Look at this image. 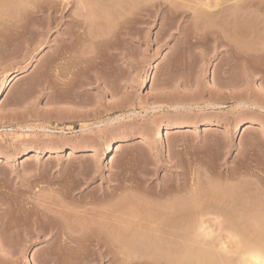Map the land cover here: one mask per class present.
Instances as JSON below:
<instances>
[{"label": "rangeland", "instance_id": "374dc122", "mask_svg": "<svg viewBox=\"0 0 264 264\" xmlns=\"http://www.w3.org/2000/svg\"><path fill=\"white\" fill-rule=\"evenodd\" d=\"M218 1V17L222 10L225 13L219 18L213 16L216 23L212 15L199 10L205 9L203 3L212 7ZM234 1L157 0L161 7H149L150 0H133L136 10L123 24L116 21L121 16L118 11H107L114 18L107 13L109 20L106 14L91 11L93 27L88 31L83 26L86 30L79 31L88 35L87 40L83 36L82 43L70 51L64 45L69 42L63 34L73 26L66 16L79 14V10L71 8L62 22L59 12L57 18L53 11L48 12L56 18L48 30V15L28 13L36 5L44 6L46 0H33L35 7L30 3L23 12H16L17 0H0L1 11L16 12L10 22L0 19V264H159L155 257L154 261L145 256L141 247L140 252L130 248L134 218L125 216L119 223H102L100 217H94L83 223L77 211L73 216L60 206L69 204L75 210L82 207L95 211L115 206L116 202L155 206L165 201L154 194L155 190L173 185L186 175L188 179L191 174V179L199 178L203 189H209L210 184L211 188H222L245 181L251 198L258 199L260 202H255L259 205L262 202L264 209V111L251 105L236 106L247 99L264 104V48L258 44L264 38L255 35L251 43L240 46L241 51L263 49L262 54L247 60L253 71L241 72L244 54L236 51L241 59L237 53L233 58L231 46L217 43L206 33L219 30L232 40L235 36L230 35V27L264 28V0L260 2L263 7L257 4L255 13L241 22L236 15L234 20L233 15L226 18ZM144 9L152 14L147 15ZM91 28L98 35L110 32L109 41L93 42L97 40L91 39ZM97 64L104 70L102 74V70L95 69ZM77 69L84 73L80 72V77L70 75ZM49 82L51 91L46 85ZM225 82L229 86H224ZM220 88L232 94L227 95L232 99L225 101L221 109L206 107L213 101L210 94ZM173 99L178 103L194 102L196 106L172 112L168 106L177 103ZM115 106L126 108H121L123 119L116 118L119 110H110ZM87 112L89 116L84 114ZM181 114L185 118L181 119ZM238 123L245 124L241 130H236ZM81 124L86 126L84 131ZM19 125L32 129L20 130ZM68 125L74 130H60ZM167 129L172 133L166 134ZM82 135L94 138V142L83 144L79 139ZM72 146L84 149L69 155ZM228 173L232 177L223 179ZM117 186L122 189L100 201L102 194L111 193ZM134 211L133 216L140 215ZM52 215L61 222L52 221ZM80 224L86 225L84 229L91 228L88 234L76 241L70 239L69 232ZM54 227L61 228L63 234L55 236L47 231Z\"/></svg>", "mask_w": 264, "mask_h": 264}, {"label": "bare ground", "instance_id": "6f19581e", "mask_svg": "<svg viewBox=\"0 0 264 264\" xmlns=\"http://www.w3.org/2000/svg\"><path fill=\"white\" fill-rule=\"evenodd\" d=\"M2 1H4V0H2ZM32 1L33 0H17L16 3H17L18 8H17L16 12H18V11L23 12L25 10L27 11V8H28L27 5H29L30 3H33ZM37 1H39V0H37ZM257 1H259V2H257ZM261 1L262 0H235L234 1L235 3L232 5L231 9L230 10L228 9L229 12L230 11L231 12L233 11V12H232V14L230 12V13H228L229 15H227V12H228V10H227L226 18H228V16L232 17V15H233L232 18L234 20V17L236 15V17L238 16V18L240 19V22H241V20L245 21L248 17L250 18L252 13H255V9L257 8L256 7L257 4L259 5L258 6L259 8H261L262 5L264 6V4H262L260 6V2ZM131 2H132L131 3L132 5L129 4L130 1H128V0H46V3L44 4V6H41V5L37 6L36 5V7H35V5L33 3L32 5L35 8L31 9L32 11L30 10V12H28V13H31V14H33V13L37 14L38 13V14H42V15H45V14L48 15V17H47L48 18V20H47V29L49 30L50 26L52 25L51 23H53V19H55V21H56L57 17L55 15L58 12L60 14L58 19L60 20V22H62L63 19L66 20V18L64 16V13L67 14L71 10V8L74 7L75 9L79 10L80 11L79 14L78 13L76 14V12H72L71 14H67V16H66L67 19H70L69 22H71L73 28H69L68 27L67 28L68 31H66L67 33L63 34L64 36L65 35L67 36V41L69 42V43H67L65 41L67 44H64V43L63 44L65 45L66 48L69 47L70 51H71V48H74L77 44H81L82 43L81 41L86 37L85 35H87L86 33L83 35V32L82 33L79 32L81 29H84L83 26H85V28L88 29V27H91L95 23V20H93L94 18H92L93 16H91V11H92V13H94L96 15H97V12H98L101 16L105 15V14L107 15L108 12H111V11H109L110 9H112V13L114 11L115 12L118 11L117 14L120 13L121 16L119 18H117L116 21L123 24V21L128 20L127 16L129 14L133 13L134 10H136L137 6L135 5L136 7L134 8V4H133L135 1L133 2V0H131ZM151 2H152V4H151ZM13 3L15 4V2H13ZM157 3H158L157 0L156 1L155 0H150V4L149 3H147V4L150 5L149 7H155V6L157 7L158 5L159 6L161 5L160 3L159 4H157ZM162 4H164V3H162ZM203 4H202V6L205 9H202V11L199 10L202 14L205 13L206 15L210 14L209 16L212 15V17L214 15L216 17H218L217 9H219L218 8L219 5H220L219 1H218V3H215L216 4L215 6H212V7L209 6L210 4H208V3L204 4V5ZM97 7H98V9H97L98 11L96 9L95 10L93 9V8H97ZM233 7H234V10H232ZM30 8H32V7H30ZM126 10L128 11V13L126 12ZM52 11H53L54 16L56 18L54 16H52V14L51 15H50V13L48 14V12L52 13ZM145 11L147 12V15L152 14V13H150L151 12L150 10H145ZM12 12L13 11L4 13L3 11L0 10V19L1 20H5L6 19L7 20L6 22H8L9 20H11V18L15 17L14 14L16 12H13V13ZM124 12H125V14H124ZM198 12L195 13V14H198ZM201 13H200V15H201ZM220 13H219V17H220V15H222L225 12H223V10H222V14H220ZM263 13H264V10H263ZM108 14H109V17L112 18L111 17L112 15L110 16V13H108ZM193 14H194V11H193ZM261 16H263V15H261ZM105 17L107 18L108 15L105 16ZM116 17L117 16H115V18ZM106 18H104V19H106ZM215 18L213 17V20H215ZM96 19H98V16H97ZM107 19L109 20V18H107ZM112 19H114V18H112ZM203 19L204 18H201L200 20L203 21ZM208 19L210 21V19H212V18L208 17ZM235 21H236V19H235ZM196 22H198V21H196ZM207 22H208V20H207ZM215 22H216V20H215ZM225 22H226V20H225ZM99 24H100V22H99ZM233 24H232V26H233ZM244 25H245V23H244ZM194 26L195 25H193V28H194ZM238 26L239 25L236 26L237 28L236 27L233 28V27L229 26L230 27V29H229L230 35L233 34L235 36V38L233 37L234 39H232V40L231 39H227L226 34L224 36L223 32L222 31L219 32V30H218V32H216V30H211V31H209V30L207 31L206 30V33L209 32L208 33L209 37L211 36V38H213L212 40H215L216 42L218 41L217 43H219L221 45H225V47H226V45L227 46H231V48L229 47L231 52L230 51L229 52L232 54V57L235 58L234 56L237 53L236 51L240 52L241 49L243 48V47L240 48V46L241 45H247V44L251 43L252 41L250 39L253 36H255V35L257 36L258 35V36H261L262 39L264 38V28H262V27H260V29H256L254 27L248 28V26H246L244 28L241 25H240V27H238ZM195 27H197V26H195ZM123 28H121V29H123ZM217 29H219V28H217ZM84 30H86V29H84ZM89 30H90V28L88 29V31ZM197 30H198V28H197ZM197 30H196V28L194 29L195 32ZM201 30H203V29H201ZM226 30L224 32H226ZM112 31H114V30H112ZM124 31H126V27H125ZM124 31L122 32L123 34H124ZM129 31L130 30L127 31L128 34H129ZM25 32L22 31L21 34L22 33L24 34ZM127 32H125V33H127ZM187 32L189 33V31H187ZM92 33L93 32H92V28H91V35H92ZM99 33H100L99 35L97 33H96L97 35L93 33L94 36H91L92 40H97V41H93V42H99V44L102 42V44H103L104 42L109 41L107 39V34L110 33V32L106 33V35L105 34H101V32H99ZM102 33H105V32H102ZM21 34H20V36H22ZM188 35H190V34H188ZM222 35L224 37H222ZM83 36H85V37L83 38ZM8 37H9V35H8ZM187 37H189V36H187ZM5 39H7V38L5 37ZM5 39H4V41H5ZM86 40H87V37H86ZM92 40L90 42H92ZM63 41H61V43ZM5 42H4V44H5ZM9 42H10V40H9ZM258 44H259V46L264 48V46H263L264 45V39L259 41ZM6 45H7V42H6ZM61 46H59V47H61ZM65 50H67V49H65ZM63 51H64V49H63ZM243 51H241L240 53L238 52L239 54H242V55L244 54L243 56L241 55L242 58H243V60H241V61H243V63H242L243 66H242V68L240 67V69L242 70L241 72L253 71L252 69L249 70V68H248L249 62L247 60H248V58L251 59V57H257L259 55L258 53L262 54L261 52L263 51V49H261V50L260 49L259 50L258 49L257 50L253 49L252 51L249 50V51H244V52ZM59 53H60V51H59ZM238 53L236 55L239 56ZM84 54H86V52ZM62 59H63V57H62ZM240 59H241V57H240ZM238 60H239V58H238ZM72 63H73V60H72ZM75 64H74V68H77V65H78L77 62H75ZM72 65H71V61H70V67ZM95 65H96V63H95ZM104 65H105V63H104ZM98 66H99V64H97V68H95V69H97L98 71L102 70L101 67L98 69ZM102 67H103V65H102ZM72 68H73V66H72ZM77 70L74 73L70 74V75L75 76V74H77L76 76L80 77L79 75L81 73L82 74L84 73V72H81L82 70L81 71L80 70L77 71ZM83 70H85V69H83ZM92 71H93V73H95V75H99V74H96V73H98V71H96V70H92ZM103 71L104 70L99 71L100 74H102ZM87 73H85V74H87ZM105 73H107V72H105ZM104 75H106V74H104ZM99 76H101V75H99ZM17 77L18 76H15V78H17ZM96 77H98V76H96ZM74 78H76V77H74ZM81 81L82 80H80V83H81ZM83 82L84 81H82V83ZM80 83L78 84L79 85L78 88L81 85ZM242 83H243V81H242ZM50 84H51V82H49L48 84L46 83V85H48L47 86L48 89H50V91H51V89L53 90V88L52 87L50 88ZM225 84H226V82H225ZM83 85H84V83H83ZM75 86L77 87L76 83H75ZM224 86H226V87L229 86V83H228V85L226 84ZM219 90L220 91H218V92L214 91L213 92L214 94H210L211 95V100H213V101L212 102L209 101V103H206V107L221 109L224 106L223 104L225 103V101L229 100V98L232 99V97H233L232 94L228 93L232 97H230V95L227 97L228 94H225L224 91L221 92L222 88H220ZM64 91H66V90H64ZM55 94H56V92H55ZM77 94H76V96H77ZM51 95H53V94H51ZM212 95H214V97L215 96L216 97L214 98V97H212ZM173 96H172V98H173ZM172 98H170V101H171ZM57 99H58V97H57ZM73 99H72V101L74 102L75 100H73ZM173 100H176V99H173ZM173 103L174 104L170 103L171 105L168 106L169 111H172V112H175V111H178V110H187V109L192 110V108L196 106V104L194 102H191L192 104H190L188 102L187 103L186 102L185 103H178V101H177V103H175V102H173ZM122 104H124V103H122ZM250 105L251 106H256L261 111H264V106H263L264 104L262 105L261 103H256L254 101H248V99H247V101H245V100L242 101L241 100L240 102H238L236 104L237 107L250 106ZM117 107L116 108H114V107L111 108L110 107V110H112V111H113V109L114 110L115 109L119 110L120 114L117 115L116 118L123 119V116H124L125 113L122 112L123 110L121 108H123L125 110L127 108V106L125 105L126 108H124V107L117 108ZM88 113L89 112L84 113V114L89 116ZM96 113H98V112H96ZM177 116H178V114H177ZM182 116L183 115L181 114L180 118ZM63 117H62V119H64V118L66 119L67 118V117H64V118ZM181 119H183V118H181ZM243 125H245V124H243V123L236 124V130H238V129L241 130V127H243ZM246 125H249V123H246ZM85 127L86 126L82 125L81 126V130L84 131ZM249 127L250 126H247L246 128H249ZM17 128L20 129V130H25L26 129L27 132L32 129V127L28 126V125H19V126H17ZM60 130L61 131L67 130V131L70 132V131L74 130V128H73L72 125H68L66 128H60ZM206 130H208V129H206ZM166 131H167L166 134L172 133V132H168V131H171V130L167 129ZM79 139L82 140L83 144H87V143L90 144L91 142L92 143L94 142V138H92V137H90L88 135H82V137L79 138ZM95 141L97 142V140H95ZM106 142L107 141L105 140V143ZM22 144H24V143H22ZM77 145H79V144H77ZM83 146H72L69 149V155H73L72 153H76V152L84 149ZM108 149H109V147H107V150ZM35 153H38V151H36ZM31 157H35V154L32 155ZM186 176H184L183 178L181 177L182 179L181 180L179 179L173 185H170V186H167V187H162L161 189H159L157 191L155 190L154 194H156V196L158 198L165 199V201L163 203H162L163 200L161 201L162 204L159 202L160 204L156 205V203H155V206H153L154 204H151V205L140 207L139 206L140 205L139 202H137L138 205H137V203L136 204L132 203L133 205L132 204H128V205L125 204L124 205V203L121 204V202H120V204H118L119 202L118 203L116 202L117 205L115 204V206H110L109 205V207H107V208L106 207H104V208L101 207L102 209L101 210L99 209L100 211L97 210L98 211V213H97V211H95L94 209H89V208H87V209L84 208L83 209L82 207H81V209L77 208L75 210V209L69 207L68 206L69 204L67 206H64V205L60 206V205H56V204L55 205L56 206H60L66 212L68 211L69 214L70 213L72 214L73 212L75 213L77 211L76 214H78V216H80V218L83 220V223H85L86 220H89L90 218L92 219L94 217L95 218L96 217H100L99 220L102 223H103V221L106 223L105 220H107V222H109V221L111 222L112 221L113 223L114 222H118L119 223L122 220H124L125 216L126 217H130V218L132 217V219L134 218L133 225L134 224L135 225L132 228V235L130 234L131 240H130L129 236L127 237V238H129L128 243L130 242V244H129L130 248L131 249H135L136 250L135 252H140L138 249L141 247L140 249L144 250L143 254H145V256H147L149 259L153 257V260L156 258L155 260H157V261H155V260L154 261L155 262L159 261L158 262L159 264L161 263V260H162L163 264H264V209H263V207L260 206V205H262V202L259 205L260 201L258 199L257 200L259 202H257L258 203L257 204L255 202L257 200L256 199L254 200V197L251 198L252 192H251V194H249V191H248L247 187H245L244 183H243L245 181H243V182H241L239 184L237 183L235 186L234 185L233 186H229V185L225 186V185H223L222 188L219 187L220 185H218L217 188L214 187V186H212V188H211V184H210V186L208 185L210 187L209 189H208V187H207V189L205 187L203 189V187L201 186L199 178L197 179L195 177V179H191L192 174H191V177L189 179ZM205 176H206V179H207L208 178L207 175H205ZM223 176L224 177H222V178L227 180L228 178L232 177V174L228 173V174H224ZM211 178L212 177H210V179ZM202 179L204 180L205 178L202 177ZM208 182L209 181L206 180V183H208ZM202 183H204V182H202ZM121 189H122V186H120V187L117 186V187L113 188V191H111V193H107V194H104V195L102 194V196L99 197L100 201L101 202L104 201V198H106V197H112L111 194L115 195V192L117 193V191L118 190L120 191ZM123 189L127 190L125 187ZM135 192H136V190H135ZM255 195H256V193H255ZM113 197H115V196H113ZM131 197H133V196H131ZM131 197H130V199H132ZM168 197H170V198H168ZM256 198H258V197H256ZM136 200H138L137 197H136ZM136 200L133 201V202H136ZM262 201H264V200H262ZM78 209H79V211H78ZM139 209H141V211L142 212L144 211V212L142 213ZM133 210H135L134 212L136 213V215L138 213L140 215L139 216L137 215V217L133 216L134 215ZM94 211L98 215L97 214L95 215ZM137 211H139V212H137ZM145 211H147V212H145ZM43 215H45V214H43ZM52 216H54V215H52ZM52 216H50L52 221L54 219L55 220L58 219V218H56V215L54 216L55 218H53ZM47 218H49V217L47 216ZM77 218H79V217H77ZM101 219H103V220L101 221ZM135 219L137 221H135ZM59 221L60 220L58 219V222ZM113 223H111V224H113ZM55 224L57 225L58 223H55ZM80 225L77 228L75 227V229L71 230L70 232L68 230L70 239H73V240L76 241L79 238H81V237L85 236L86 234H88V229L89 228L86 229L87 228L86 227L84 229V227L86 225L84 224V227H83V225H81V227H80ZM48 229H50V230H48ZM48 229H47V231H50L52 234L54 233L55 236H59V235L63 234V230L61 228H59V227L48 228ZM89 233H91V232H89ZM129 233H130V231H129ZM109 234H111V233H109ZM223 234H225V235H223ZM222 235H223V237H222ZM121 238H123V237H121ZM100 240H102V239H99V241ZM225 240H227V241L229 240V243L226 244L227 241H225ZM102 241H104V240H102ZM102 241H101L100 244H102V246H104V243ZM123 241H126V240H123ZM234 243H235V245L233 246ZM124 245H125V243H124ZM124 245H122V246H124ZM228 245H230V246H228ZM233 247H235V248H233ZM130 248H129V250H130ZM124 249H126V248L124 247ZM132 251L133 250H130V252H132ZM153 260L151 262H153ZM143 263L141 262V264H143Z\"/></svg>", "mask_w": 264, "mask_h": 264}]
</instances>
